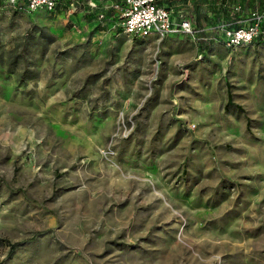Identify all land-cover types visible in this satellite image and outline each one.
<instances>
[{"label":"rangeland","instance_id":"rangeland-1","mask_svg":"<svg viewBox=\"0 0 264 264\" xmlns=\"http://www.w3.org/2000/svg\"><path fill=\"white\" fill-rule=\"evenodd\" d=\"M58 1L0 0V264H264V40L230 35L264 0H158L198 40Z\"/></svg>","mask_w":264,"mask_h":264},{"label":"built area","instance_id":"built-area-1","mask_svg":"<svg viewBox=\"0 0 264 264\" xmlns=\"http://www.w3.org/2000/svg\"><path fill=\"white\" fill-rule=\"evenodd\" d=\"M14 1L17 2L18 0ZM24 1L31 10L43 8L54 10L59 3L58 0ZM108 9L117 12L119 27L130 35L164 38L172 34H182L190 36L193 40H198L199 32L189 17L176 20L173 12L165 5L159 4L157 0H123L121 3L111 5ZM106 13H98L99 18L106 17ZM230 35H232L231 42L233 44L250 43L263 37L264 31H259L255 26L249 25L235 29Z\"/></svg>","mask_w":264,"mask_h":264},{"label":"trees","instance_id":"trees-1","mask_svg":"<svg viewBox=\"0 0 264 264\" xmlns=\"http://www.w3.org/2000/svg\"><path fill=\"white\" fill-rule=\"evenodd\" d=\"M158 1V0H157ZM162 5V4H161ZM264 31V30H263ZM258 40H264V36L263 37H260V38H258V39H256V40H254V41H258Z\"/></svg>","mask_w":264,"mask_h":264},{"label":"crops","instance_id":"crops-1","mask_svg":"<svg viewBox=\"0 0 264 264\" xmlns=\"http://www.w3.org/2000/svg\"><path fill=\"white\" fill-rule=\"evenodd\" d=\"M174 35V34H173Z\"/></svg>","mask_w":264,"mask_h":264}]
</instances>
